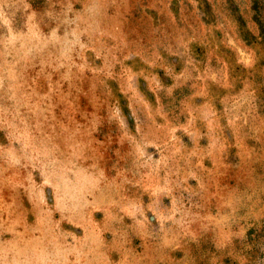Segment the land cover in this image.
<instances>
[{
  "label": "rangeland",
  "instance_id": "obj_1",
  "mask_svg": "<svg viewBox=\"0 0 264 264\" xmlns=\"http://www.w3.org/2000/svg\"><path fill=\"white\" fill-rule=\"evenodd\" d=\"M0 264H264V0H0Z\"/></svg>",
  "mask_w": 264,
  "mask_h": 264
}]
</instances>
